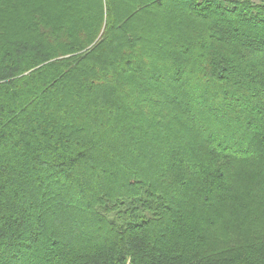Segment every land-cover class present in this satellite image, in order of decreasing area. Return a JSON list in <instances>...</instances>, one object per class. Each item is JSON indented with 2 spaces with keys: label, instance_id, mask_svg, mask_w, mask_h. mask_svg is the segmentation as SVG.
I'll list each match as a JSON object with an SVG mask.
<instances>
[{
  "label": "trees",
  "instance_id": "trees-1",
  "mask_svg": "<svg viewBox=\"0 0 264 264\" xmlns=\"http://www.w3.org/2000/svg\"><path fill=\"white\" fill-rule=\"evenodd\" d=\"M0 264H264V0H0Z\"/></svg>",
  "mask_w": 264,
  "mask_h": 264
}]
</instances>
